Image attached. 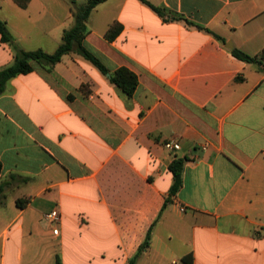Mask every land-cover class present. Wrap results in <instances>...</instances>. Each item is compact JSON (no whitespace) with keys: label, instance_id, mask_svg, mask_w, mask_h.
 <instances>
[{"label":"crops","instance_id":"1","mask_svg":"<svg viewBox=\"0 0 264 264\" xmlns=\"http://www.w3.org/2000/svg\"><path fill=\"white\" fill-rule=\"evenodd\" d=\"M86 1L0 0V20L21 49L53 53ZM147 1L165 17L105 0L83 42L110 76L136 73L131 97L73 52L0 95V264H128L148 233L135 264H264V0ZM14 59L0 36V69Z\"/></svg>","mask_w":264,"mask_h":264},{"label":"trees","instance_id":"2","mask_svg":"<svg viewBox=\"0 0 264 264\" xmlns=\"http://www.w3.org/2000/svg\"><path fill=\"white\" fill-rule=\"evenodd\" d=\"M21 6H26L29 0H16ZM72 5L76 4L75 0H69ZM105 0H87L84 5L74 10L75 24L63 34L62 43L53 53H48L42 49L26 51L21 49L14 41L12 35L7 29L5 22L0 20V36L3 42L8 43L15 52V59L13 64L0 69V95H2L7 88L9 80L19 74L29 73L33 70V62H38L46 70L50 71L58 62H60L64 55L68 53H76L83 58L89 60L102 73L108 74L110 70L100 61V59L89 51L83 44L86 34L88 32V22L94 8L104 2ZM148 3L161 16L165 17V12L155 5H152L147 0H142ZM122 31V25L117 21L114 22L107 32L105 37L108 40H114ZM210 31V30H209ZM212 32V31H211ZM213 33V32H212ZM217 38L222 37L213 33ZM233 54L247 62H255L257 59L241 50L233 49ZM110 81L122 89L129 97H131L137 86L138 76L129 68L122 66L114 71L110 76ZM185 158L176 157L170 164V170L173 173L174 181L170 188V193L166 198V204L172 201V198L178 193L183 184V170ZM2 171V163L0 162V173ZM0 185V193L2 192ZM28 202V199L19 198L17 200L18 206L22 207ZM151 233H148L146 240L140 246V249L135 257H133L128 264H135L140 253L150 246ZM187 264H193V255L189 254L184 257ZM57 264H62L60 259H57Z\"/></svg>","mask_w":264,"mask_h":264},{"label":"built area","instance_id":"3","mask_svg":"<svg viewBox=\"0 0 264 264\" xmlns=\"http://www.w3.org/2000/svg\"><path fill=\"white\" fill-rule=\"evenodd\" d=\"M164 146L168 149H174V150L180 148V144L175 140L167 141ZM181 211H184V208H181ZM46 217L48 218V220H50L53 223H59L61 220V213L58 208H54L46 214ZM59 231L60 230L58 227L54 228V232L56 234H58Z\"/></svg>","mask_w":264,"mask_h":264},{"label":"water","instance_id":"4","mask_svg":"<svg viewBox=\"0 0 264 264\" xmlns=\"http://www.w3.org/2000/svg\"><path fill=\"white\" fill-rule=\"evenodd\" d=\"M107 75L110 76V73H108Z\"/></svg>","mask_w":264,"mask_h":264}]
</instances>
